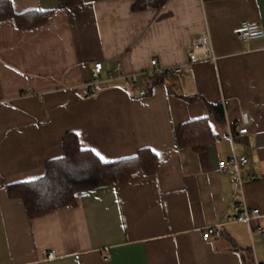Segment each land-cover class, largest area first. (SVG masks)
Here are the masks:
<instances>
[{"label": "crops", "instance_id": "obj_1", "mask_svg": "<svg viewBox=\"0 0 264 264\" xmlns=\"http://www.w3.org/2000/svg\"><path fill=\"white\" fill-rule=\"evenodd\" d=\"M9 1L17 14L54 13L32 30L0 22V264H245L247 255L264 264V235L233 221L243 199L264 229V36L233 33L242 22L264 32V0H168L142 12L134 0L61 9L58 0ZM202 35L212 57L191 62ZM151 60L182 75L150 85L142 73ZM96 63L106 82L84 100L79 88ZM221 100L224 122L208 121L213 139L198 153L184 148L178 126L207 118L206 105ZM242 112L248 132L230 139ZM68 132L102 162L148 149L155 172L79 192L74 207L30 219L6 186L42 177ZM233 152L246 165L219 170ZM208 227L215 234L203 241Z\"/></svg>", "mask_w": 264, "mask_h": 264}, {"label": "trees", "instance_id": "obj_2", "mask_svg": "<svg viewBox=\"0 0 264 264\" xmlns=\"http://www.w3.org/2000/svg\"><path fill=\"white\" fill-rule=\"evenodd\" d=\"M81 0H58V8L71 7ZM168 0H134L133 12L160 10ZM213 1V0H204ZM54 10H29L22 13L13 11L9 0H0V22L10 20L20 31L32 30L46 24ZM150 85H155L164 76L147 77ZM151 87V86H150ZM143 95H148V92ZM208 117L192 120L178 126L182 146L198 153L213 137L208 121L223 123L224 115L220 105H206ZM63 156L48 161L42 177L25 183L6 186L10 199L22 201L30 219L44 217L64 207H74L75 194L99 187L124 184L136 173L151 176L155 172L156 155L148 149H140L133 157L111 162H102L94 153L82 150L73 133H66L62 141ZM245 264H252L250 255Z\"/></svg>", "mask_w": 264, "mask_h": 264}, {"label": "built area", "instance_id": "obj_3", "mask_svg": "<svg viewBox=\"0 0 264 264\" xmlns=\"http://www.w3.org/2000/svg\"><path fill=\"white\" fill-rule=\"evenodd\" d=\"M233 33L241 39L244 40H259L262 39L264 36L263 29L258 23H251V22H242L238 27H236ZM208 44L207 36L202 35L193 40L191 51L187 54L189 60L196 61L198 59H207L211 58V52L206 47ZM151 69L142 73L145 77H151L153 75L158 76H179L182 75V70L180 67H173L170 69H162L159 67L156 60L150 61ZM115 71L120 73V65L117 64L115 67ZM102 72V64L96 63L93 65L90 80L80 86L81 97L84 100H91L93 99L98 89L103 86L106 81H102L100 78ZM110 80V79H109ZM108 81V80H107ZM103 84V85H102ZM137 84V80L135 76H132L129 80V85L131 88H135ZM221 107L224 109L227 105V101L221 100ZM250 124L249 118L245 112L240 113L239 123L234 128H228V136L231 139L232 131L236 132L238 135L243 136L246 135L248 132V126ZM247 156H237L234 152L223 161L218 163V169L226 172L229 169H233L238 173L240 167L246 165L247 163ZM241 181L238 180V186L241 188ZM260 219V213L258 209L255 208H248L242 199L239 203L234 205V222H242L245 223L250 231H257L260 235H264V229L258 226V221ZM215 234V228L208 227L205 228L202 232V240L207 241L211 236ZM103 260H107V257L103 258Z\"/></svg>", "mask_w": 264, "mask_h": 264}]
</instances>
